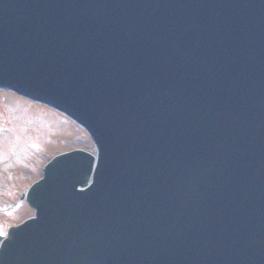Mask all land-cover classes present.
<instances>
[{"label": "rangeland", "instance_id": "374dc122", "mask_svg": "<svg viewBox=\"0 0 264 264\" xmlns=\"http://www.w3.org/2000/svg\"><path fill=\"white\" fill-rule=\"evenodd\" d=\"M0 127L8 129V132L11 129L7 139L2 140L0 137V153L8 152L7 155H13L18 148L23 151L21 146L32 136L36 137L35 143L43 147V151H36H39L38 154L30 149L28 155L32 154L33 156L15 161L16 165L18 164L17 167H13L14 163H9L6 160L0 161V177L14 178L12 187L22 189V191L30 182L39 178L41 166L48 161L49 157L77 148L92 151L84 134L67 121L65 122L58 115L48 112L42 107L30 106L27 102L16 97L13 98L6 93H0ZM14 157L17 159V154ZM6 205L11 206L8 203ZM7 214L10 216L9 219L0 217V230L31 216L30 210L24 204L13 211L12 215Z\"/></svg>", "mask_w": 264, "mask_h": 264}, {"label": "water", "instance_id": "95a60500", "mask_svg": "<svg viewBox=\"0 0 264 264\" xmlns=\"http://www.w3.org/2000/svg\"><path fill=\"white\" fill-rule=\"evenodd\" d=\"M33 47H37V48H40V49H42V48H44L43 47V45L41 46V45H37V43H35L34 45H33ZM45 50V49H44ZM44 50H42V51H40V53H42V52H44ZM80 53H81V51H79ZM40 53H36V54H31V57H33L34 55H41ZM76 59H78V57L76 58ZM28 64H29V62H28ZM74 65H75V62L73 63ZM62 67H63V69H60V68H56L53 72L56 74V75H58V76H60L62 79H66V80H68V81H70V83H67L68 85L69 84H71V83H74V80L76 79V78H74L73 80H69L68 78H67V75H65V71H66V66L67 65H61ZM77 66V65H76ZM77 69V68H76ZM78 70V69H77ZM66 84V85H67ZM67 93H69V91H67ZM10 95V94H9ZM59 116V115H58ZM59 117H61V116H59ZM62 118V117H61ZM63 119V118H62ZM65 122L67 121V120H65V119H63ZM68 122V121H67ZM69 124H71L73 127H75V128H77L79 131H81L82 132V134H84L83 133V131L79 128V127H77V126H75L74 124H72V123H70V122H68ZM84 136H85V139L87 140V143H89V145H90V148H91V150L93 151V145H92V143H90V141H89V139H88V136L86 135V134H84ZM31 212V211H30ZM249 223V222H248ZM246 229V228H245ZM242 238V236H240V239ZM238 243H239V241H238ZM237 244V243H236ZM237 246H238V244H237ZM233 250H235V249H233ZM241 260V259H240Z\"/></svg>", "mask_w": 264, "mask_h": 264}]
</instances>
